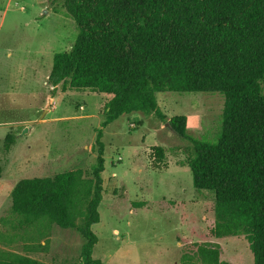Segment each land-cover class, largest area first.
<instances>
[{
    "label": "trees",
    "instance_id": "obj_1",
    "mask_svg": "<svg viewBox=\"0 0 264 264\" xmlns=\"http://www.w3.org/2000/svg\"><path fill=\"white\" fill-rule=\"evenodd\" d=\"M63 9L78 35L70 51L55 54L50 85L109 100L92 178L75 170L14 187L13 227L27 232V249L47 251L42 241L54 225L78 228L85 239L81 263L105 264L94 255L105 192L104 130L134 113L165 121L158 93H219L225 104L215 142L190 136L186 116L167 123L193 144L184 165L194 188L214 193L211 237L244 236L254 264H264V0H63ZM13 143L8 135L7 148ZM149 157L153 170L169 169L163 147H153ZM3 171L0 165V179ZM192 247L180 264H231L218 243ZM0 264L43 263L2 252Z\"/></svg>",
    "mask_w": 264,
    "mask_h": 264
},
{
    "label": "rangeland",
    "instance_id": "obj_2",
    "mask_svg": "<svg viewBox=\"0 0 264 264\" xmlns=\"http://www.w3.org/2000/svg\"><path fill=\"white\" fill-rule=\"evenodd\" d=\"M78 31L63 0H0V253L43 264H82L78 228L54 225L47 251L31 252L25 230L13 227L12 192L23 179L82 170L92 178L97 130L108 95L54 91L48 78L57 53L70 51ZM165 121L155 114L124 115L104 130V199L94 255L105 264H180L194 244L222 246V259L254 264L244 236L214 239L215 196L194 188L184 165L193 144L169 125L188 118V134L215 142L225 97L219 93H158ZM14 136L7 148L5 140ZM153 147L166 151L169 169H152ZM134 203H143L135 207ZM80 223L78 222V225ZM31 233V232H30Z\"/></svg>",
    "mask_w": 264,
    "mask_h": 264
}]
</instances>
